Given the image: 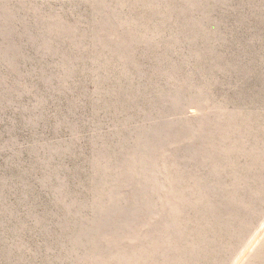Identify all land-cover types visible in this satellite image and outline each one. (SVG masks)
I'll list each match as a JSON object with an SVG mask.
<instances>
[{"label":"rangeland","instance_id":"374dc122","mask_svg":"<svg viewBox=\"0 0 264 264\" xmlns=\"http://www.w3.org/2000/svg\"><path fill=\"white\" fill-rule=\"evenodd\" d=\"M263 232L264 0H0V264H264Z\"/></svg>","mask_w":264,"mask_h":264},{"label":"bare ground","instance_id":"6f19581e","mask_svg":"<svg viewBox=\"0 0 264 264\" xmlns=\"http://www.w3.org/2000/svg\"><path fill=\"white\" fill-rule=\"evenodd\" d=\"M263 226V225H262ZM261 233V232H260ZM264 233V232H263ZM260 237H261V235H260ZM259 240V239H258ZM260 241V240H259ZM249 244V243H248ZM252 244V243H251ZM254 248H255V246H254ZM244 251V250H243ZM242 254V253H241ZM244 255V254H243ZM246 255H247V252H246ZM244 257V256H243ZM246 257V256H245ZM246 259V258H245ZM242 260H244V258L242 259ZM238 262H239V260H238ZM237 262V263H238ZM243 263V262H242ZM239 264V263H238Z\"/></svg>","mask_w":264,"mask_h":264}]
</instances>
